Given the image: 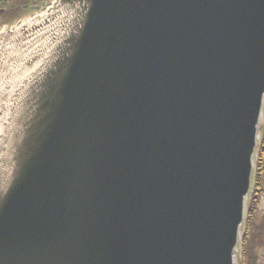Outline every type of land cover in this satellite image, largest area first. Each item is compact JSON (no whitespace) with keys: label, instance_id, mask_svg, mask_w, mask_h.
Instances as JSON below:
<instances>
[{"label":"water","instance_id":"1","mask_svg":"<svg viewBox=\"0 0 264 264\" xmlns=\"http://www.w3.org/2000/svg\"><path fill=\"white\" fill-rule=\"evenodd\" d=\"M58 4L61 44L3 41L0 264H237L264 0Z\"/></svg>","mask_w":264,"mask_h":264},{"label":"rangeland","instance_id":"2","mask_svg":"<svg viewBox=\"0 0 264 264\" xmlns=\"http://www.w3.org/2000/svg\"><path fill=\"white\" fill-rule=\"evenodd\" d=\"M22 21H25V22H29L30 21V17H25V18H23L22 19ZM49 23H52V20L51 19H44L43 20V24H44V27H48V25H49ZM3 24V23H2ZM1 27V26H0ZM0 30H1V28H0ZM23 40H24V38H23ZM43 41H45V40H43ZM43 41H41V40H39V42H35V40L33 41V42H26V43H24V44H26L25 45V47H26V49H30L31 51H34V49H37V48H40L41 47V45H43L44 44V42ZM35 42V43H34ZM32 43H34V44H32ZM40 46V47H39ZM30 51V52H31ZM29 52V53H30ZM7 56H5L4 55V58H6ZM35 60H37V62L35 61ZM40 59H35V57H34V59H32V62L31 63H33L34 64V67H36L35 65L36 64H38L40 61H39ZM39 61V62H38ZM0 62H4V63H7V62H10L11 64L14 62V63H16V64H18L19 63V65H18V67L16 68L17 70H15L14 71V69H15V67H11L10 65H3V67L1 68L0 67V84H2V85H5V84H10V82H9V80L10 81H13L14 80V78L15 77H18V75L19 74H24V76L28 73H30V71L32 72V69H30L29 67H28V64H27V62L26 63H24L21 59H19V58H15V59H13V60H10V61H8V60H6V59H0ZM10 76V77H9ZM23 76V77H24ZM26 79L27 78H22V80H23V84L25 85V82H26ZM8 80V81H7ZM4 81H7L8 83H6V82H4ZM30 84V82H28V85ZM31 85V84H30ZM3 90H5V88L3 87V86H1L0 87V92L1 91H3ZM1 98V97H0ZM1 100V99H0ZM263 139V138H262ZM260 183H261V188H259L262 192H259L258 193V197H257V199L255 200V198H256V193H254L253 195H250V197L251 198H249V202H250V199L252 200V204H250L249 205V208L251 207V206H253V207H255V209H256V218H258V220L261 222V225L262 226H264V178H261L260 179ZM256 220V219H255ZM252 231H251V229H250V233H251ZM248 236V235H247ZM247 237H245V239H246ZM263 240H264V238H263ZM250 242L251 241H249L248 242V246H247V244H246V248H247V250L249 249V248H251L252 247V245L250 246ZM244 243H246V241H244ZM240 251H241V259H240V262H241V260L242 261H244V256H245V254H244V251H243V256H242V248H241V250H239V253H240ZM239 253L237 254V259L236 260H238L239 259ZM253 254H254V256L257 258L256 260H255V264H264V248H256V252H252ZM252 253L250 254V253H246L247 254V258H246V261L245 262H242V264H246V263H248V259H249V256H250V258L252 259ZM257 254V255H256ZM238 264H240V263H238Z\"/></svg>","mask_w":264,"mask_h":264},{"label":"flooded vegetation","instance_id":"3","mask_svg":"<svg viewBox=\"0 0 264 264\" xmlns=\"http://www.w3.org/2000/svg\"><path fill=\"white\" fill-rule=\"evenodd\" d=\"M51 1L52 0H0V24L3 23L7 25L13 20H16V18L24 17L28 13L33 15L37 14L39 11L44 10ZM262 136L264 139V128L262 130ZM260 151L263 155L264 142Z\"/></svg>","mask_w":264,"mask_h":264},{"label":"bare ground","instance_id":"4","mask_svg":"<svg viewBox=\"0 0 264 264\" xmlns=\"http://www.w3.org/2000/svg\"><path fill=\"white\" fill-rule=\"evenodd\" d=\"M58 18H60V19H62L60 16H58ZM67 19V18H66ZM65 20V19H64ZM52 26V25H51ZM67 27V25L65 26V28ZM63 30H65V34H67V29H60L59 27H56V32H58V34H57V36H63V38L65 37V35H63L62 34V31ZM28 35H25V36H23L25 39L23 40L19 35L20 34H18V35H16L17 37H14V36H12L10 39H11V43H8V45L10 46V48L8 49L9 51L7 52V59L8 60H10V59H15L16 58V49H15V47H14V41H15V38H17V40H18V42H15V44L17 45V47H18V49L20 48V45H21V43L22 44H24V43H26V42H30V38H31V36H32V33H30V32H28L27 33ZM44 34H46L45 33V31H44V29H42V28H39L38 29V31H36L35 32V37H36V39H35V42H39V40H45L46 41V44H48V42H49V39L47 40V38H48V36L47 37H45L44 38ZM0 40H2V41H6L7 42V39L4 37V35H2V33L0 32ZM14 40V41H13ZM55 41H57V42H59V44H61L60 42L61 41H63V39L61 40L60 38H56V40ZM34 42V43H35ZM45 44H43V46H44ZM48 45H50V46H52L51 45V42H50V44H48ZM58 45V44H57ZM49 46V47H50ZM49 47H48V49H49ZM53 58V57H52ZM52 58H50V59H52ZM54 59H58V57H56V58H53V60ZM248 196H249V193H248Z\"/></svg>","mask_w":264,"mask_h":264},{"label":"trees","instance_id":"5","mask_svg":"<svg viewBox=\"0 0 264 264\" xmlns=\"http://www.w3.org/2000/svg\"><path fill=\"white\" fill-rule=\"evenodd\" d=\"M259 178H260V176L259 175H255V184H254V186L255 187H258V183H259ZM254 187V188H255ZM251 224L249 223L248 225H247V227H246V231H245V234L246 235H244V237L245 236H249L248 237V239L249 240H251V233H250V226ZM255 242V241H254ZM253 242V243H254ZM252 250V248H249L248 250H247V248H246V243H243V251H244V254H245V256H244V261H242V262H245L246 261V258H247V254L246 253H250V251ZM251 254V253H250ZM246 264H254V261H253V258L251 259L250 258V256H249V259H248V263H246Z\"/></svg>","mask_w":264,"mask_h":264}]
</instances>
